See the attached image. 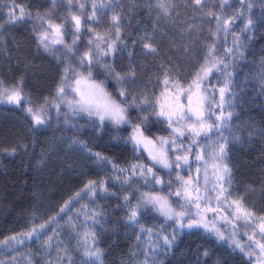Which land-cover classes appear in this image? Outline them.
I'll list each match as a JSON object with an SVG mask.
<instances>
[{
    "label": "trees",
    "instance_id": "16d2710c",
    "mask_svg": "<svg viewBox=\"0 0 264 264\" xmlns=\"http://www.w3.org/2000/svg\"><path fill=\"white\" fill-rule=\"evenodd\" d=\"M73 16L80 17L79 35ZM50 24L60 26L59 37ZM45 32L47 51L39 43ZM86 52L92 79L124 102L127 125H101L97 117L61 105L57 89L65 69L87 75L89 62L80 64ZM206 60L215 64L205 86L208 123L216 127L209 135L185 130L180 137L166 120L150 115L149 104L164 102L166 73L187 87ZM116 73L124 78L120 84ZM0 81L20 88L22 96L19 103L0 97V264H87L95 258L85 253L97 248L96 264H261L264 0H0ZM29 108H43V124L35 123ZM145 116L140 131L157 143L167 138L172 161L188 155L187 164H173L171 175L131 140ZM225 142L230 173L220 179L218 172L216 182L230 213L203 201L199 178L201 160L212 166L209 156ZM133 165H143L145 173L152 167L161 188L152 180L149 189ZM147 191L169 196L175 211L188 209L186 216L199 224L189 229L186 218L181 229L150 207L131 223L130 211ZM236 200L251 215L237 213Z\"/></svg>",
    "mask_w": 264,
    "mask_h": 264
},
{
    "label": "snow or ice",
    "instance_id": "6c2138e0",
    "mask_svg": "<svg viewBox=\"0 0 264 264\" xmlns=\"http://www.w3.org/2000/svg\"><path fill=\"white\" fill-rule=\"evenodd\" d=\"M195 2L196 4H200L201 0H195ZM69 3H71V0H69ZM23 15L24 13L21 9L20 19H23ZM12 19L16 20L17 18L12 15ZM72 19L75 21L77 31H79L81 25L80 17L73 16ZM116 19L117 17L114 16L113 20ZM49 27L53 28V31L56 33L57 37L60 36L59 25L50 24ZM98 38L102 39V37ZM48 39L49 34L47 32L43 33L39 38V43L44 47L45 51H47L49 48L48 44L45 43V41ZM52 43H62V40L55 39L52 41ZM144 47L150 48L151 46L145 44ZM151 50L154 51V49ZM209 54L211 55V53ZM84 59H87L89 62L87 75H85L83 72H76L75 69L71 70V73L69 72V69H65V74L61 78L57 89V94L61 98V103L66 102L70 110L75 115L84 113L88 117H97L101 125H103L106 120L112 122L115 125L128 123V112L127 108L123 106L124 102L122 100L115 99L113 95L107 91L103 81L96 82L92 79L91 64L93 61L88 52L84 53V57L80 61L82 67L84 65ZM213 68H215V64L209 66L206 60V62L202 64L200 68L194 73L192 80L187 87H183L179 81L171 80V78L166 73L163 80V84L165 86L164 92L161 93V96H164V102L161 103L158 98L156 100V104H149V101L147 100L142 101V103L149 104V106L154 109L150 115H156L157 117L166 120L168 126L172 128L173 133H178L180 137L185 135V130L191 132L195 137L201 136L202 133L207 134L216 127L214 122L208 123L210 120L209 113L211 112V102L208 88L205 86V81L212 72ZM73 76L76 77L74 82L72 80ZM114 79L118 84H120L124 78L119 73H116ZM170 86L176 89L174 93L169 92ZM220 91L221 94H223L224 89L221 88ZM165 93L168 95L165 96ZM5 95L10 103H19L22 99L20 88L16 86H13L10 89L4 88L3 82L0 81V97H4ZM120 96L126 98L127 92L121 90ZM156 105H159V111H155ZM59 107L60 105L58 104L57 108L59 109ZM137 107L139 108V105H137ZM28 111L33 113L31 108H29ZM42 112L43 108H41L39 112L33 113V120L37 125L44 123V120L41 119ZM148 118V116H145L141 124H137L135 126L136 134L131 137V140L135 145H137V150H139L138 146L143 144L145 146V150L148 151V155L153 164H159L164 169H168V174L171 175L173 164L175 163L176 168L181 167V164L179 163L180 161H183L185 164H187L188 155H176L175 161H172L170 159L169 140L167 138L158 137V143L154 140L148 139L144 133L140 131L142 124L147 121ZM217 119H220V117H217ZM174 124L178 125V127H174ZM172 143L175 144V140H173ZM193 143H196V141L193 140ZM189 151H191V149H189ZM96 155L99 160L104 159L103 157H100L98 153ZM226 157L227 142L220 144L219 152L216 153L214 150L213 154V159L217 160L219 164L222 165V167L215 164L213 165V167H216L217 171L221 173L220 179H224L230 173L227 163L224 162ZM197 159H201V157H197ZM132 167L134 169L137 167L141 168L140 175L145 178V184L149 189H152L153 187L151 183L152 180H154L157 185L163 183L161 178L156 174V172L153 171L152 167H148L146 173L144 171L143 165H133ZM177 178L182 179L179 174H177ZM189 183L190 181H185V185ZM169 184H171V181H169ZM223 191L225 190L222 189V192ZM176 195H181L180 189H177ZM183 195L189 201L191 200V192L187 186L183 188ZM125 201L130 203L127 196L125 197ZM233 203L236 205L235 210L237 213L242 215H251V213L248 212L246 208H244L241 201L236 200L233 201ZM149 207L151 208V211L159 213L161 216L165 217L166 220L175 219L176 223L179 224L181 229L185 227L183 221L186 218L189 221L186 225L189 229L196 227L199 224V221L192 219L190 215L186 216V213L189 212L188 209L184 208L182 211H175V209L172 207L169 196L161 195L159 192L153 191L141 193L137 204L130 211V215L128 217L129 221L131 223H137L138 212L141 209L148 210ZM41 227L43 228L44 226ZM205 227H207V225H205ZM260 228L261 231L264 232V224H261ZM176 231L177 230H174L173 240L175 239ZM165 243L171 246V241H169L167 237H165ZM260 247L264 249V244H261ZM85 255L95 258L94 260H89L87 264H96V261L100 260L101 251L97 248L94 251H87Z\"/></svg>",
    "mask_w": 264,
    "mask_h": 264
},
{
    "label": "rangeland",
    "instance_id": "374dc122",
    "mask_svg": "<svg viewBox=\"0 0 264 264\" xmlns=\"http://www.w3.org/2000/svg\"><path fill=\"white\" fill-rule=\"evenodd\" d=\"M73 25H74L76 34L79 35L80 34L81 25H80L79 31H77V29H76V25H75V21L74 20H73ZM169 92L174 93L173 90H171V89H170ZM167 95L168 94L166 93L165 96H167ZM63 104L67 105L66 102L65 103H61V105H63ZM127 124L128 123H123V124H120V125H127ZM139 146L145 150V146L143 144H141ZM204 149H201V151L204 152ZM212 151H213V148L209 149L208 153H210ZM146 152H148V151H146ZM208 153H207V155H208ZM202 160H204V158ZM202 160H201V166H200V170H199V178H200V181H201V198L207 204H209L211 202V203H213L214 205H216L219 208H224V209L228 210L227 212L230 213L231 210L229 208L230 207L229 202H227L226 199H224V198H227V196L224 193V191L222 192L221 187H219L217 182H216V179L219 180L218 171H217L216 167H213V165L215 164V165L220 166L219 162L217 160L213 159V157L209 156V160H210V163H211L212 166L208 167L206 164L204 166ZM155 185L158 188H161V186H162V184L157 185L156 183H155ZM219 190H221V191H219ZM211 191H213V193H212L213 195L212 196L210 195ZM260 263L264 264V259L263 258H260Z\"/></svg>",
    "mask_w": 264,
    "mask_h": 264
}]
</instances>
